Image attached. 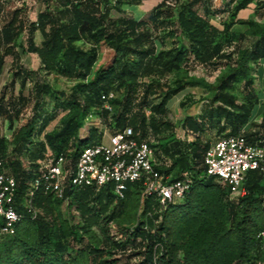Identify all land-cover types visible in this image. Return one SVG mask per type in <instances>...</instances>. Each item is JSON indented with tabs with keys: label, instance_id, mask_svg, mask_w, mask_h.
I'll return each mask as SVG.
<instances>
[{
	"label": "trees",
	"instance_id": "obj_1",
	"mask_svg": "<svg viewBox=\"0 0 264 264\" xmlns=\"http://www.w3.org/2000/svg\"><path fill=\"white\" fill-rule=\"evenodd\" d=\"M254 1L229 0L233 6L229 19L222 22V30L211 22V17L220 13L211 10V0H185L174 6L162 1L148 20L126 16L114 19L111 15L114 10L122 12L123 4L136 5L142 0H115V4L109 0H44L46 9L29 23L23 20L20 10L12 13L0 26V74L7 56L18 61L17 38L26 30L27 48L23 52L37 54L44 70L88 80L69 94V111L61 118L60 129L44 134L39 148L33 151L37 119H41V132L51 121L42 118L36 101L35 115L20 128L14 149L17 154H29V169L17 159L12 162L14 173L9 171L6 142L0 138V172L15 175L20 210H24L23 197L37 175L38 161L46 158L47 147L56 157L65 154L73 166L81 150L94 143L90 131L87 139L71 149V140L93 110L101 108L98 115L108 121L113 132L129 126L141 139L157 137L172 127L163 117L172 98L188 86L178 74L191 57L200 64L218 66L224 57V42L237 37L243 40L247 35L255 42L237 51L233 63L228 64V73L201 113L185 118L183 127L197 135L195 140L184 144L175 141L172 146L160 139L156 144L149 140L161 151L160 154L156 150L159 161L170 160L169 166H159L162 172L175 177L191 173L193 186L184 200L165 207L155 196L141 202L137 186L129 187L125 199L110 187L97 189L90 183L66 187L62 197L38 190L33 202L39 214L33 218L26 213L15 233L0 239V264H119V258L112 256L136 245L139 252L123 264H264V237H259L264 231V173L250 172L245 182L246 194L230 199L228 187L205 176L204 155L212 142L200 140L201 134L216 129L218 138L244 134L252 143L264 145V132H249L259 103L251 67L264 59V25L238 17ZM262 7L264 0H257V8ZM236 24L248 25L247 33L237 35L232 31ZM174 26L182 31L186 42L165 48L164 41L176 37ZM38 31L43 37L40 45L35 42ZM221 37H225L223 43L219 42ZM80 42H89L91 47L84 49ZM102 43L115 51V58L89 79L98 61L97 46ZM173 73L177 74L174 85L164 80ZM239 83H244V100L233 92ZM35 88L37 99L50 90L41 84ZM111 93L120 96L114 94L108 99ZM107 100L116 107L113 112L103 108ZM2 102L0 110L4 109ZM12 108L18 117L20 109ZM261 126L264 128V113ZM65 202L66 217L55 210ZM74 213L79 217L77 221ZM111 221L117 227L112 236Z\"/></svg>",
	"mask_w": 264,
	"mask_h": 264
},
{
	"label": "rangeland",
	"instance_id": "obj_2",
	"mask_svg": "<svg viewBox=\"0 0 264 264\" xmlns=\"http://www.w3.org/2000/svg\"><path fill=\"white\" fill-rule=\"evenodd\" d=\"M162 1H166L169 5H178L185 0H142L140 4L136 5H121L123 11L112 12V17L118 19L121 16L133 17L138 20H148L151 11ZM2 8L0 9V26L11 17L15 10L21 11V17L26 23L35 21L38 13L44 11L47 4L44 0H3ZM111 4H115V0H109ZM211 10L219 11V14H215L211 17L212 24L216 25L219 29H223L222 22L229 19V12L233 5H229V0H211ZM52 8L55 4L51 5ZM201 13H203L201 11ZM239 18L245 20H255L264 25V7L257 8V0L250 4L249 8L239 12ZM176 31V37L174 39H166L164 41V47L169 48L174 45H181L186 42L185 36L182 31L174 26ZM248 25L236 24L232 31L237 35L241 33H247ZM160 32H155V35ZM163 35V32L160 33ZM43 40L42 34L38 31L35 33V42L41 44ZM158 41V40H157ZM225 37H221L219 42H224ZM255 42V39L247 35L243 40L235 38L233 41L224 42V57L219 61L218 66L204 65L199 62H195L191 57L189 63L181 69L178 75L183 77V81L188 86L178 95L172 98L168 104L167 113L164 115V120L171 124V129L162 132L159 136L154 137L151 135L149 140L156 144L160 139L162 142H166L167 145H173L175 141L190 142L196 139L197 135L187 131L183 127V122L187 116H198L201 113L202 108L206 104L207 100L211 98L215 89L228 71L229 65L233 63L237 56V51L240 48L251 47ZM79 45L84 49H89L91 44L89 42H80ZM159 47L161 44L158 42ZM27 48V31H23L17 38L18 61H14L13 56H7L5 58V64L0 74V103L3 101V110H0V138H4L6 142L5 157L9 162V171L14 173L12 162L19 159L25 169H29V154L23 151L22 154H17L14 150L16 147V139L18 137L19 130L22 126L27 124L29 120L35 115L34 105L36 101L39 102V112L42 114V118H50L49 125L41 132L42 124L41 119H37L35 124V138L32 144V150L36 151L39 148L40 142L44 140V134L58 131L61 127V118L69 111L68 99L69 94L78 88L80 83H86L88 80L81 81L76 79H70L58 73H49L44 70L41 60L37 54L24 53L23 49ZM98 61L94 66L93 73L89 77L92 79L95 72L98 69L108 67L115 58V51L110 48L109 45L102 43L97 46ZM219 59V58H218ZM252 76L254 78V89L259 97V103L255 106L252 115V126L249 132H264V128L261 126L264 113V59L257 63L252 64ZM22 69V71H20ZM21 72L19 76L17 72ZM27 72L29 75H27ZM177 74L173 73L168 75L164 80L174 85V80ZM149 80V79H148ZM24 81H26L24 83ZM36 84L47 85L50 87L48 93L41 96L40 99L36 97ZM239 100H244L246 90L244 89V83L237 84L233 91ZM119 97V93H114ZM2 99V100H1ZM157 99L156 102H158ZM20 109V115L17 117L13 108ZM12 108V109H11ZM103 108L108 109L110 112L115 110V106L107 100L103 103ZM101 111V108L98 109ZM99 111H94L83 120L81 128L78 130L75 138L71 140L72 147L74 149L76 144L81 140H85L89 137L90 131H92V142H98L101 136L98 134V127L100 123L102 126L111 130V126L108 121H105L102 116L98 115ZM149 114L150 111L147 110ZM110 121V120H109ZM112 131V130H111ZM216 129H209L204 134H201L200 140L202 143L206 141H215L218 138ZM156 150L161 154L160 149ZM163 160H167L163 157ZM170 163V160H167ZM206 168V165L203 163ZM70 166V165H69ZM68 166V167H69ZM56 214H60L64 217L68 214L67 202L56 206ZM75 220L79 219L78 215L74 213ZM129 223H126V225ZM109 235H115L117 227L113 221L109 224ZM101 238L105 239L104 233L97 229ZM139 252V246L136 245L133 249L127 252L118 253L112 257L119 258V264H123L129 257L134 256L132 254ZM136 260V257L132 259Z\"/></svg>",
	"mask_w": 264,
	"mask_h": 264
},
{
	"label": "built area",
	"instance_id": "obj_3",
	"mask_svg": "<svg viewBox=\"0 0 264 264\" xmlns=\"http://www.w3.org/2000/svg\"><path fill=\"white\" fill-rule=\"evenodd\" d=\"M112 97L113 93L108 99ZM106 127L100 123L101 139L85 146L73 166L65 154L56 157L47 147L46 158L38 161L37 175L23 197L24 210L18 207L19 185L15 175L0 172V239L13 235L26 213L33 218L39 214L33 202L38 190L62 197L66 187L90 183L97 189L110 187L114 194L125 199L129 187L137 186L141 202L155 196L165 207L184 200L193 186L191 173L183 172L179 177L165 174L159 166L170 164L158 160L156 148L148 139L139 138L129 126L115 132ZM204 164L205 176L228 187L230 199H237L246 194L245 182L250 172L264 173V145L252 143L244 134L222 136L206 150ZM260 236L264 237V231Z\"/></svg>",
	"mask_w": 264,
	"mask_h": 264
}]
</instances>
